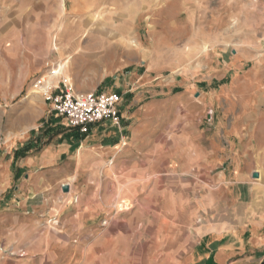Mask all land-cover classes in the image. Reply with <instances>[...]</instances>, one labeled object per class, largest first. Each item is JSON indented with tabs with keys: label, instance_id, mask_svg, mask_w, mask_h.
Instances as JSON below:
<instances>
[{
	"label": "rangeland",
	"instance_id": "1",
	"mask_svg": "<svg viewBox=\"0 0 264 264\" xmlns=\"http://www.w3.org/2000/svg\"><path fill=\"white\" fill-rule=\"evenodd\" d=\"M140 65L158 79L204 77L208 92H223L216 103L264 100V91L247 97L240 88L246 72L264 70V0H0V264H212L200 238L210 215L204 178L194 195L191 179L164 164L146 180L137 159L112 171L76 170L72 152L55 164L28 160L61 140L48 127L62 116L45 100L43 80L70 79L75 93L92 82L100 83L94 92H115L113 83ZM194 89L197 102L203 88Z\"/></svg>",
	"mask_w": 264,
	"mask_h": 264
},
{
	"label": "crops",
	"instance_id": "2",
	"mask_svg": "<svg viewBox=\"0 0 264 264\" xmlns=\"http://www.w3.org/2000/svg\"><path fill=\"white\" fill-rule=\"evenodd\" d=\"M97 40L99 49L106 47L101 37ZM127 63L120 60L119 65ZM260 73L264 70L246 72L240 87L245 96L256 89V93L264 91V74ZM128 75L113 83L120 95L118 125L105 119L81 133L66 125L63 117L50 119L48 127L58 130L56 137L61 140L48 145L40 157L30 156L29 162L55 164L72 152L76 170L89 163L112 171L119 163L130 166L137 159L145 169L146 180L158 179L153 165L164 164L165 170L191 179L194 195V181L204 178L208 183L203 191L207 193L204 209L210 214L206 232L200 236L207 240L203 246L205 259L221 264L235 260L238 254L245 256L241 264H264V100L244 97L242 101L216 103L223 99V92L214 88L208 92L204 87L210 82L199 75L173 73L158 79L141 65ZM99 84L85 85L82 93L95 90ZM197 85L203 90L193 102L191 95L198 93L191 92ZM229 90L230 100L236 99L237 89ZM169 201L173 209H181L179 199ZM188 204L195 206L193 202Z\"/></svg>",
	"mask_w": 264,
	"mask_h": 264
},
{
	"label": "built area",
	"instance_id": "3",
	"mask_svg": "<svg viewBox=\"0 0 264 264\" xmlns=\"http://www.w3.org/2000/svg\"><path fill=\"white\" fill-rule=\"evenodd\" d=\"M42 81L38 80L34 87ZM53 80H43L41 89L45 100L49 101L51 110L66 120V125L77 128L81 133H86L89 127L105 119L119 124L120 115L117 104L120 95L115 92L75 93L72 84L66 80L58 81L52 86ZM53 89V90H51Z\"/></svg>",
	"mask_w": 264,
	"mask_h": 264
},
{
	"label": "bare ground",
	"instance_id": "4",
	"mask_svg": "<svg viewBox=\"0 0 264 264\" xmlns=\"http://www.w3.org/2000/svg\"><path fill=\"white\" fill-rule=\"evenodd\" d=\"M63 67H64V64H63V63H60V64L58 65V68L55 69V70L53 71V73H60Z\"/></svg>",
	"mask_w": 264,
	"mask_h": 264
},
{
	"label": "water",
	"instance_id": "5",
	"mask_svg": "<svg viewBox=\"0 0 264 264\" xmlns=\"http://www.w3.org/2000/svg\"><path fill=\"white\" fill-rule=\"evenodd\" d=\"M256 176H257L256 173H254V177H256ZM62 187H63V190L64 191H67L68 190V187H67L66 184H63Z\"/></svg>",
	"mask_w": 264,
	"mask_h": 264
},
{
	"label": "trees",
	"instance_id": "6",
	"mask_svg": "<svg viewBox=\"0 0 264 264\" xmlns=\"http://www.w3.org/2000/svg\"><path fill=\"white\" fill-rule=\"evenodd\" d=\"M28 149V148H27Z\"/></svg>",
	"mask_w": 264,
	"mask_h": 264
}]
</instances>
